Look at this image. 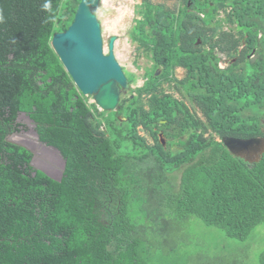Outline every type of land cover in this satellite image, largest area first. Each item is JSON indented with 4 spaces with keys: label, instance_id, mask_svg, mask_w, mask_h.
I'll use <instances>...</instances> for the list:
<instances>
[{
    "label": "trees",
    "instance_id": "1",
    "mask_svg": "<svg viewBox=\"0 0 264 264\" xmlns=\"http://www.w3.org/2000/svg\"><path fill=\"white\" fill-rule=\"evenodd\" d=\"M80 1L0 0V264H177L192 217L247 240L264 224V153L249 162L223 139L264 137V0H141L132 30L153 65L112 111L89 101L51 44ZM173 80L204 120L161 90ZM23 112L66 160L62 179L9 139ZM249 248L206 244L186 261L241 264Z\"/></svg>",
    "mask_w": 264,
    "mask_h": 264
},
{
    "label": "water",
    "instance_id": "2",
    "mask_svg": "<svg viewBox=\"0 0 264 264\" xmlns=\"http://www.w3.org/2000/svg\"><path fill=\"white\" fill-rule=\"evenodd\" d=\"M103 1L81 0L71 24L65 30L55 32L51 44L79 90L84 95L92 96L101 110L112 111L118 110L122 91L127 93L132 84L129 83L116 54L119 36L113 33L108 39L104 38L103 23L98 16V9ZM157 73H160L159 68ZM28 118L32 120L30 116ZM119 119L125 120L126 117L119 116ZM34 133L43 147L55 150L62 158L63 164L59 174L54 175L46 170L44 172L55 179H62L66 160L60 150L42 142L36 129ZM11 137V141L35 152L30 145L15 141ZM223 142L233 154L249 162L259 161L264 153V137L261 136H226ZM35 160L36 155L32 160L34 165Z\"/></svg>",
    "mask_w": 264,
    "mask_h": 264
},
{
    "label": "rangeland",
    "instance_id": "3",
    "mask_svg": "<svg viewBox=\"0 0 264 264\" xmlns=\"http://www.w3.org/2000/svg\"><path fill=\"white\" fill-rule=\"evenodd\" d=\"M153 3H162L168 8L177 9L180 0H151ZM141 0H104L103 4L98 9V16L103 23V35L105 39H108L111 34H117L119 39L116 43V54L122 64L127 76L129 72H134L137 75L136 80L132 84V90H129L128 94L135 95L137 93L136 88L143 85L147 80L146 72L148 69L152 68L153 60L143 53L141 47L139 46L138 41L134 40L133 26L135 25V18L140 17V14L137 12L140 7ZM221 19V20H220ZM224 19V13L221 11L217 14L216 20H220L223 30H227L230 25ZM117 25V26H116ZM117 27V28H116ZM242 46V45H241ZM223 55V54H221ZM222 57V62L220 66L225 67L229 64V60ZM158 70V69H157ZM157 72V71H156ZM159 74V73H157ZM185 75V69L181 66H176L173 71V77L180 79ZM130 77V76H129ZM166 93H171L175 97L183 99L186 104L195 111L202 120L205 119L204 114L200 109L190 102L188 97L178 91L176 81H164L161 87ZM90 102H94V98L90 96ZM19 121L26 125L22 127L21 131L16 132L10 136L11 139L30 145L38 154H41L45 149L41 147L42 145L37 141L36 134L34 133L35 125L32 120L28 118L27 114H21ZM140 133L144 135L149 142H152L153 139L151 135L143 128L140 127ZM208 135V132L205 133ZM161 141L167 143V138L163 133H159ZM219 139L218 136H216ZM32 140L33 143L26 140ZM51 159L53 156L51 154ZM37 166V163H36ZM43 170L42 168H40ZM45 171V170H43ZM184 236L183 244L179 247L178 250V262L177 264H187V256L197 253L202 246L209 245H224L230 250L238 251L241 248L246 247L250 244L249 254L244 258L241 264H259L258 254L261 251H264V224H259L247 240H239L236 238H230L224 234V231L216 226L207 225L202 219L198 217H192L182 229ZM241 251V250H240ZM210 254L217 252V248H212V251H208ZM236 253V252H235ZM154 264H165L159 260H155Z\"/></svg>",
    "mask_w": 264,
    "mask_h": 264
},
{
    "label": "flooded vegetation",
    "instance_id": "4",
    "mask_svg": "<svg viewBox=\"0 0 264 264\" xmlns=\"http://www.w3.org/2000/svg\"><path fill=\"white\" fill-rule=\"evenodd\" d=\"M26 141L33 143V141L29 139ZM43 148L45 150L42 151L41 154H38V152L35 151L36 152L35 164L37 163V167L49 171L54 175L59 174L63 164L62 158L58 155V153H56L55 150L49 149L47 147H43ZM51 154L53 156V159H51Z\"/></svg>",
    "mask_w": 264,
    "mask_h": 264
},
{
    "label": "clouds",
    "instance_id": "5",
    "mask_svg": "<svg viewBox=\"0 0 264 264\" xmlns=\"http://www.w3.org/2000/svg\"><path fill=\"white\" fill-rule=\"evenodd\" d=\"M49 6H50V0H45V3H44V5H43V8L45 9V10H48L49 9ZM15 134V133H14ZM12 135V134H11ZM34 152V151H33ZM35 153V155H36V152H34ZM35 167L36 168H39V167H37L36 166V164H35ZM41 170V169H40ZM43 171V170H42Z\"/></svg>",
    "mask_w": 264,
    "mask_h": 264
},
{
    "label": "bare ground",
    "instance_id": "6",
    "mask_svg": "<svg viewBox=\"0 0 264 264\" xmlns=\"http://www.w3.org/2000/svg\"><path fill=\"white\" fill-rule=\"evenodd\" d=\"M117 26V25H116ZM117 28V27H116ZM9 139H10V136H9Z\"/></svg>",
    "mask_w": 264,
    "mask_h": 264
}]
</instances>
